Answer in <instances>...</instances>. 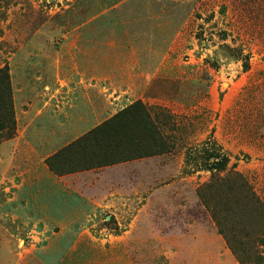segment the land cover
<instances>
[{
    "label": "rangeland",
    "instance_id": "1",
    "mask_svg": "<svg viewBox=\"0 0 264 264\" xmlns=\"http://www.w3.org/2000/svg\"><path fill=\"white\" fill-rule=\"evenodd\" d=\"M74 87L95 125L15 109ZM138 101L168 153L49 171ZM0 264H264V0H0Z\"/></svg>",
    "mask_w": 264,
    "mask_h": 264
},
{
    "label": "trees",
    "instance_id": "2",
    "mask_svg": "<svg viewBox=\"0 0 264 264\" xmlns=\"http://www.w3.org/2000/svg\"><path fill=\"white\" fill-rule=\"evenodd\" d=\"M159 121L138 101L49 157L46 165L63 176L168 153L172 147ZM224 165L219 161L210 169Z\"/></svg>",
    "mask_w": 264,
    "mask_h": 264
},
{
    "label": "crops",
    "instance_id": "3",
    "mask_svg": "<svg viewBox=\"0 0 264 264\" xmlns=\"http://www.w3.org/2000/svg\"><path fill=\"white\" fill-rule=\"evenodd\" d=\"M87 88L88 87L70 88L68 92L60 91L59 92L60 95L55 94V92L53 91H49L47 93L38 92L37 94H43L44 97L38 96L36 98H32L33 97L31 94L32 91L30 92H25V91L17 92L16 91L15 109L17 113H19L20 111H23V114H25L28 120H31L33 116H36V114H38V116H41L47 109H50L54 113V115L53 113L49 115L50 118L60 119V118H63L65 115L64 119L70 118L71 120L74 121L73 123L75 125H78L79 122H77L76 120L79 119L82 123V127L92 126V125H95L96 117H95L94 108H93L94 107L93 100L90 96H88L89 91ZM64 93L66 94V97H62ZM46 95L50 96L48 102H47ZM84 95H86V97H84ZM63 100L67 101V104L70 105V109H66V112H64V110L62 111L64 115L62 113L61 114L58 113L61 110L59 111L56 110V104L64 105ZM23 106L24 107L27 106L28 110H24ZM40 111L42 113H40ZM97 120H98V117H97ZM98 123H101V122H98ZM85 133L86 132L78 131V132H75L74 135H78L76 137L78 138L80 136L82 137V135H84ZM66 138H71V136L67 137L66 135L63 137L62 140H65ZM46 167L48 168L47 165Z\"/></svg>",
    "mask_w": 264,
    "mask_h": 264
}]
</instances>
